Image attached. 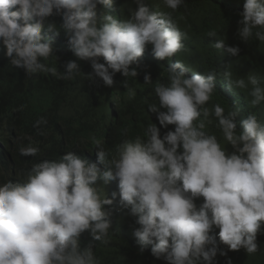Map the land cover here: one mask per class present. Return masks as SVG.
I'll return each instance as SVG.
<instances>
[{"label":"clouds","instance_id":"obj_1","mask_svg":"<svg viewBox=\"0 0 264 264\" xmlns=\"http://www.w3.org/2000/svg\"><path fill=\"white\" fill-rule=\"evenodd\" d=\"M115 0H0V44L11 64L27 75L57 74L41 62L53 55L51 37L41 31L57 32L49 22L60 15V25L78 60L91 64L93 73L111 87L114 75L137 77L139 58L148 44L160 60L174 56L182 47V33L170 14L149 11L143 0L120 20L105 14L99 6ZM176 10L185 0H163ZM238 34L247 42L255 36L264 41V0H243ZM254 29H258L254 31ZM215 37V32L209 33ZM236 56L238 46L215 43ZM103 58V62L101 59ZM136 65V67H133ZM180 61L167 66L169 83L157 84L158 104L148 110L157 114L160 127L148 126L145 138L122 143L118 158L109 159L108 150L96 141V156L103 165L90 163L68 152L58 160L35 163L24 183L11 180L0 185V264H98L91 244L81 248L79 237L86 230L94 240L108 236L110 213L104 208L117 196L102 197L96 183L118 181L119 204L138 216L140 227L133 236L141 246L152 245L151 253L167 264H216L217 254L245 249L257 252V234L264 222V124L249 113L239 123L237 111L214 105V116L224 139L232 146L227 152L216 135L207 133L205 123H194L215 89V72L186 76ZM80 72L77 60L64 66L62 79ZM145 83H151L145 74ZM253 88L251 104L264 102V88L255 75L248 77ZM247 87L243 78L235 81ZM160 109H165L161 111ZM41 117L36 125L46 124ZM174 125L161 135V128ZM35 146L20 147L23 156H34ZM203 197L197 207L196 200ZM218 228L219 240L213 233ZM225 245V248L220 245ZM231 264V260H228Z\"/></svg>","mask_w":264,"mask_h":264},{"label":"trees","instance_id":"obj_2","mask_svg":"<svg viewBox=\"0 0 264 264\" xmlns=\"http://www.w3.org/2000/svg\"><path fill=\"white\" fill-rule=\"evenodd\" d=\"M149 11H162L170 14L185 36L183 47L170 58L160 60L148 44L139 58L137 77H125L120 72L114 75V83L106 86L102 79L88 78L93 73L91 64L78 60L68 44V36L60 28L63 18L52 15L49 22L56 24L57 32H48L45 27L41 34L51 37L53 55L41 60L48 67L57 69V74L40 72L27 75L22 68L13 66L6 56V49L0 44V185L11 180L24 183L27 174L35 163L43 160L54 161L72 152L90 163H97L103 173V165L96 156V141L108 150L109 159L118 158V149L123 142L137 137L144 139L148 126L155 123L160 127L157 114L148 110L150 104H158L155 93L157 84L169 83L167 66L180 61L185 74L199 72L207 75L215 72V89L210 100L203 106L210 115L203 114L194 123L203 121L205 131L216 135L218 142L229 153L232 146L224 139L214 116V105L219 104L229 111H237V131L242 130L240 121L249 113L257 115L264 124V102L252 105L248 77L255 75L259 86L264 88V41L255 36L243 41L238 28L240 13L243 12V0H185L176 10L168 8L163 0H143ZM137 7V0H115L107 7L99 6L105 14H111L120 20L130 18L131 10ZM258 29H254L256 31ZM215 32V37L209 33ZM223 40L226 45L238 46L236 56L224 49H217L215 43ZM103 62V58H100ZM69 60H77L80 72L71 79H62L64 66ZM136 67V65H133ZM150 74L152 82L145 83V74ZM243 78L247 87L241 89L235 81ZM164 111L165 109H160ZM41 117L46 124L36 125ZM161 128V135L167 130ZM35 146L39 149L34 156H23L20 147ZM102 197L117 196L111 205L104 208L110 213L108 236L96 241L89 231L79 237V246L91 244L98 264H167L162 258L151 253L152 245L141 246L133 236V230L140 227L136 223L138 216L130 214V208L119 204L118 181L110 180L104 184L96 183ZM203 197L195 202L197 207ZM219 229L213 228L217 240ZM258 250L249 254L245 249L227 251V256L216 257V264H264V222L257 234ZM225 248V245H220ZM203 264V261H200Z\"/></svg>","mask_w":264,"mask_h":264}]
</instances>
